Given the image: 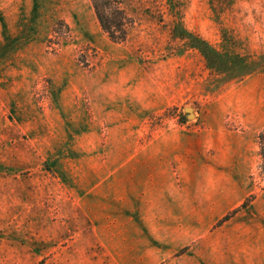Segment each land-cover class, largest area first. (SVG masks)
<instances>
[{"label":"rangeland","instance_id":"rangeland-1","mask_svg":"<svg viewBox=\"0 0 264 264\" xmlns=\"http://www.w3.org/2000/svg\"><path fill=\"white\" fill-rule=\"evenodd\" d=\"M122 1L0 0V264H264V0Z\"/></svg>","mask_w":264,"mask_h":264},{"label":"trees","instance_id":"trees-1","mask_svg":"<svg viewBox=\"0 0 264 264\" xmlns=\"http://www.w3.org/2000/svg\"><path fill=\"white\" fill-rule=\"evenodd\" d=\"M96 16L102 29L108 34L110 39L116 43H123L127 40L129 30L133 25V18L123 7L122 0H91ZM194 44L198 46L208 58L218 56L216 51H209L208 45L201 39L194 37Z\"/></svg>","mask_w":264,"mask_h":264},{"label":"water","instance_id":"water-1","mask_svg":"<svg viewBox=\"0 0 264 264\" xmlns=\"http://www.w3.org/2000/svg\"><path fill=\"white\" fill-rule=\"evenodd\" d=\"M188 109V111H189V115L190 116H193V109L192 108H187Z\"/></svg>","mask_w":264,"mask_h":264}]
</instances>
